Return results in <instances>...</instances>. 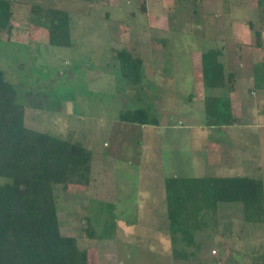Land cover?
I'll use <instances>...</instances> for the list:
<instances>
[{"label": "rangeland", "instance_id": "1", "mask_svg": "<svg viewBox=\"0 0 264 264\" xmlns=\"http://www.w3.org/2000/svg\"><path fill=\"white\" fill-rule=\"evenodd\" d=\"M234 1L11 0V32H0V68L25 104V124L78 141L91 152L89 182L56 188L60 229L76 236L90 264H264V206L243 219L217 213L216 221L205 224L186 247L194 253L187 259L173 256L164 179L187 177L171 159L172 143L185 145V138L164 127L154 129L156 155L146 141L148 130L120 119L124 111L143 105L151 106L149 116L160 118L155 101H172L170 95L174 117L188 115L198 73L195 51L199 46L224 50L219 41L224 33L215 31L214 24L225 19L227 5L235 19L253 18L246 0L238 6ZM49 7L69 13L71 44L49 42L43 9L34 10ZM121 48L144 57L141 85L133 87L118 73ZM255 51L264 56V46ZM250 173L262 176L257 168ZM112 215V237L88 235L87 227L99 233Z\"/></svg>", "mask_w": 264, "mask_h": 264}, {"label": "trees", "instance_id": "2", "mask_svg": "<svg viewBox=\"0 0 264 264\" xmlns=\"http://www.w3.org/2000/svg\"><path fill=\"white\" fill-rule=\"evenodd\" d=\"M258 2L257 26L250 24L252 45L262 48L264 0ZM43 9L48 20L49 42L71 44V18L62 8ZM13 8L11 0H0V32L10 34ZM222 51H201L205 89L220 86L227 79ZM117 71L137 86L142 77L144 57L121 48L116 52ZM229 78V76H228ZM40 104L35 103V107ZM25 104L18 100L17 88L0 68V264H90L86 249L79 248L76 236L60 229L56 207V188L89 182L90 150L78 141L30 128L24 121ZM150 105L124 111L121 120L134 123L156 122ZM227 108V107H226ZM230 109V107L228 106ZM218 109L222 111L220 105ZM229 111V120L233 115ZM165 212L173 256L187 259L194 253L195 235L207 223H214L220 202H241L245 216L264 206V181L248 176H195L164 179ZM258 211V210H257ZM261 217V216H260ZM245 218V217H244ZM103 230L88 228L90 237L113 236L115 216H107ZM195 245V244H194ZM91 264H118L96 262Z\"/></svg>", "mask_w": 264, "mask_h": 264}, {"label": "crops", "instance_id": "3", "mask_svg": "<svg viewBox=\"0 0 264 264\" xmlns=\"http://www.w3.org/2000/svg\"><path fill=\"white\" fill-rule=\"evenodd\" d=\"M204 1L208 2V0ZM230 1L228 0V4L231 3ZM236 1L237 3L234 1L235 5L242 2ZM243 4L247 9L254 11L253 18L235 19L237 16L235 10L226 4L228 12L225 19L221 18L223 19L221 22L214 24L215 31L224 33L223 38L219 36L224 49L219 61L224 64V74L227 78L225 82L210 89L204 88L202 47L200 49L199 46L193 61L194 68L198 72L194 76L196 88L195 92L189 93L188 96V115L183 119L174 117L173 100L175 99L170 95L172 101L170 98L163 102L155 101L157 106H160L162 115L160 118L157 116L156 122L136 123L141 129L148 130L146 141L152 143L149 148L151 151H155L154 129L158 127H164L173 134L184 136L185 145L172 143L171 159L176 169L187 171V177L205 175L250 177L252 169L257 168L262 172L260 178L264 181V56L259 57L255 51L257 47L252 45L253 33L250 24H257L256 1L246 0ZM208 25L205 19L206 29ZM155 26L160 27L159 24ZM224 43H229L230 47ZM262 46H264V31H262ZM149 68L151 75H154V68ZM142 74H145L143 67ZM152 77L145 78L151 80L154 78ZM138 85H141V82ZM209 99L213 101L207 102ZM221 100L225 101L223 105L218 104ZM199 102L202 103L201 108L197 109ZM219 105L222 111L218 109ZM228 109L233 115L231 121L225 118L229 115ZM217 213H220L221 218L225 214L237 219L245 217L243 204L238 201L218 203Z\"/></svg>", "mask_w": 264, "mask_h": 264}]
</instances>
